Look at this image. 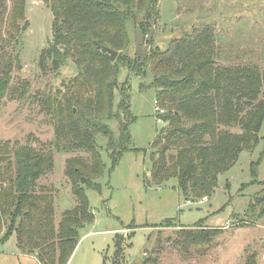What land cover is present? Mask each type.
Instances as JSON below:
<instances>
[{
  "label": "trees",
  "instance_id": "obj_1",
  "mask_svg": "<svg viewBox=\"0 0 264 264\" xmlns=\"http://www.w3.org/2000/svg\"><path fill=\"white\" fill-rule=\"evenodd\" d=\"M45 1L53 16L52 40L40 55V65L47 61L52 68H59L71 61L80 72L66 93H58L61 97L43 95L41 103L54 124V139L47 148L0 142V232L4 229L0 245L14 234L18 251L36 252L38 264H67L80 240L79 230L94 221L85 187L103 174L97 136L106 139L109 173L124 153L146 152L131 147L129 126L135 117L130 111L128 81L118 85L119 58L110 62L100 46L125 51L129 24L147 38L158 19V0ZM11 2L5 36L4 13L0 12V101L19 93L22 99L29 90L25 80H21L20 87L10 84L13 68L19 67L13 51L18 44L19 23L24 21L26 0ZM143 45H149V49L136 58L126 57L124 64L138 78L152 69L150 86L155 90V104L168 124L150 146L156 149L150 179L154 185L176 179V189L186 201L209 197L218 177L236 163L240 153L253 151L264 140V136L259 137L264 123V68L216 64L213 32L208 25L171 39L163 50L147 40ZM116 89L121 93L118 113L113 112ZM111 119L118 122L116 137L105 123ZM234 127L240 132L228 130ZM54 148L90 154L89 163L77 158L67 163L77 206L64 212L57 226L52 197L37 183L53 168ZM263 156L264 149L250 164L252 180ZM82 178L86 180L84 185ZM91 187L100 193L98 183ZM257 208L258 217H263L264 189L248 203V212ZM170 222L162 224L168 226ZM203 222L184 233L185 244L208 246L220 234V229L205 230ZM113 241L110 264H120L124 241L119 234ZM107 263L104 257L103 264Z\"/></svg>",
  "mask_w": 264,
  "mask_h": 264
},
{
  "label": "rangeland",
  "instance_id": "obj_2",
  "mask_svg": "<svg viewBox=\"0 0 264 264\" xmlns=\"http://www.w3.org/2000/svg\"><path fill=\"white\" fill-rule=\"evenodd\" d=\"M157 6L158 19L147 38L129 24L128 47L118 51L115 59L119 58L118 85L127 80L130 88V111L135 117L129 126L131 147L146 152L124 153L109 173L110 159L104 150L106 139L97 136L103 174L85 187L94 221L79 230L80 240L67 264H103L104 257L110 264L115 234L124 241L120 264H264V216L258 217L259 208L248 212V203L264 189V156L254 180L250 172V164L264 149V140L253 151L240 153L236 163L218 177L217 187L209 197L184 200L176 189V179L154 185L150 171L156 149L150 146L168 124L155 104V90L150 86L152 69L148 68L145 77L138 78L124 64L126 57L136 58L149 49V45H143L145 40L163 50L171 39L194 27L208 25L213 32L216 64L262 69L264 0H158ZM11 8V0H0L4 36ZM24 16L13 51L19 67L13 68L10 84L20 87L21 80H25L29 90L22 99L19 93L6 95L0 101V142L47 148L54 139V124L41 103L43 95L66 93L80 69L71 61L59 68H52L47 61L40 65V55L52 40L53 16L45 0H26ZM120 95V89H116L114 113H118ZM105 123L116 137L118 122L111 119ZM228 130L240 132L238 127ZM263 136L264 123L259 132V137ZM52 152L53 168L37 183L52 197L57 226L63 213L77 206L67 177V163L72 158L89 163L90 154L58 148ZM85 183L86 180L81 185ZM93 183L99 184L100 193L91 187ZM165 220L171 221L168 226H163ZM201 220L205 230L220 229V234L208 246L185 244L182 236L194 230L192 226ZM36 255V252L20 254L14 234L0 245V264H38Z\"/></svg>",
  "mask_w": 264,
  "mask_h": 264
},
{
  "label": "water",
  "instance_id": "obj_3",
  "mask_svg": "<svg viewBox=\"0 0 264 264\" xmlns=\"http://www.w3.org/2000/svg\"><path fill=\"white\" fill-rule=\"evenodd\" d=\"M100 51L106 56V58L110 61V62H114L117 56V52L111 50L108 47H103L100 46ZM81 183H84V179H81Z\"/></svg>",
  "mask_w": 264,
  "mask_h": 264
},
{
  "label": "built area",
  "instance_id": "obj_4",
  "mask_svg": "<svg viewBox=\"0 0 264 264\" xmlns=\"http://www.w3.org/2000/svg\"><path fill=\"white\" fill-rule=\"evenodd\" d=\"M160 113H162V111H160ZM157 121H158V122H160V120H159V119H158Z\"/></svg>",
  "mask_w": 264,
  "mask_h": 264
},
{
  "label": "crops",
  "instance_id": "obj_5",
  "mask_svg": "<svg viewBox=\"0 0 264 264\" xmlns=\"http://www.w3.org/2000/svg\"><path fill=\"white\" fill-rule=\"evenodd\" d=\"M21 254V253H20Z\"/></svg>",
  "mask_w": 264,
  "mask_h": 264
}]
</instances>
